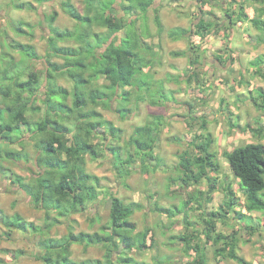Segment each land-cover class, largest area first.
<instances>
[{"label": "clouds", "instance_id": "9594fccd", "mask_svg": "<svg viewBox=\"0 0 264 264\" xmlns=\"http://www.w3.org/2000/svg\"><path fill=\"white\" fill-rule=\"evenodd\" d=\"M0 87V264H264V0H0Z\"/></svg>", "mask_w": 264, "mask_h": 264}, {"label": "trees", "instance_id": "16d2710c", "mask_svg": "<svg viewBox=\"0 0 264 264\" xmlns=\"http://www.w3.org/2000/svg\"><path fill=\"white\" fill-rule=\"evenodd\" d=\"M17 33L25 34V33H27V31H25L22 28H17ZM57 38L58 39H65V38H69V37L57 34ZM14 49H16L19 52L25 53L27 55L30 51H32L34 49V46L31 45V44H23L21 42H16ZM54 51H55V54L61 55V56H70V55H72L71 52H69L67 50H64L63 48L55 49ZM48 65H49L48 69L50 70L49 71V75H51L52 73H55V72H57L59 70V66L58 65H54L52 63H49ZM85 82L86 81H84L83 78H81L78 81V83H81V84H83ZM14 84H15V86L17 88H20L21 90H23L27 86V82L23 83L22 86L16 84L15 82H14ZM29 90H31V89H29ZM49 92H50V97H57L58 98L56 100V104L57 105H63L64 108L67 109V105H66L65 101H66V97H67L68 93H67L66 90L61 89V88H57V89L53 90V89L50 88ZM2 93H3V96L6 97L7 99H8V97L11 94L9 89H7V91H2ZM49 111H60V108H54V107L50 106ZM5 112L8 113L10 116H13V118H15V114L13 112V107L12 106L6 105L4 107H0V114H3ZM20 115H23V113H20ZM45 123H47V121ZM52 123L53 124H59V121H53ZM14 128L15 127H12L11 125H5V126H3L2 129H0V144L1 145L6 144V143L9 144V145L12 144L10 137L15 132ZM55 130L56 131H60V129H55ZM48 151L51 152V151H54V150L53 149H48ZM262 155H264V153H262ZM9 158H11V156H9ZM256 167H257V169L259 171L264 172V160H261V159L258 158L257 159V163H256ZM249 199L251 201L253 198L249 197ZM257 203H259V202L257 201ZM260 206L264 207V205H260ZM0 219H3V217H0Z\"/></svg>", "mask_w": 264, "mask_h": 264}, {"label": "rangeland", "instance_id": "374dc122", "mask_svg": "<svg viewBox=\"0 0 264 264\" xmlns=\"http://www.w3.org/2000/svg\"><path fill=\"white\" fill-rule=\"evenodd\" d=\"M19 10L20 11H27V9H25L23 6L21 7H19ZM17 28H19V27H16V28H13V32H15L16 33V35L17 36H27L28 37V39L27 40H17L16 42H21V43H23V44H30L29 43V41H32V40H35L36 39V37H35V35L33 34V35H31V36H29V34H28V32L27 33H25V34H19V33H17ZM26 31V30H25ZM41 31H43V29H41ZM41 39L43 38V37H40ZM31 45H33L34 46V48H35V45L34 44H31ZM28 46V45H27ZM15 51H17L16 49H14ZM49 66V65H48ZM5 79H7V77L5 76ZM14 83V82H13ZM18 85H20V86H22V84H18ZM7 89L8 88H6V87H0V97H2L4 100H7V98L6 97H4L3 96V93H2V91H7ZM4 106H6V104H3V103H0V107H4ZM14 133H16V132H18L19 131V127L17 126V127H15L14 128ZM13 133V134H14ZM12 134V135H13ZM11 135V136H12ZM10 140V139H9ZM11 142H13L12 140H11ZM6 143V142H5ZM7 144V143H6ZM1 145V144H0ZM3 145H5V144H3ZM3 145H1L0 147H3ZM7 145H9V144H7ZM11 145V144H10ZM8 151L9 152H11V148H9L8 149Z\"/></svg>", "mask_w": 264, "mask_h": 264}]
</instances>
